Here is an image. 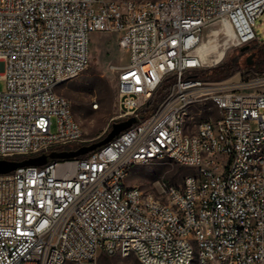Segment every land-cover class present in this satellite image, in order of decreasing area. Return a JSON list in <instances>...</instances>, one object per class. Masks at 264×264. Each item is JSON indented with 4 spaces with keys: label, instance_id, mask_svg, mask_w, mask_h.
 Returning a JSON list of instances; mask_svg holds the SVG:
<instances>
[{
    "label": "built area",
    "instance_id": "1",
    "mask_svg": "<svg viewBox=\"0 0 264 264\" xmlns=\"http://www.w3.org/2000/svg\"><path fill=\"white\" fill-rule=\"evenodd\" d=\"M263 12L264 0H0V159L85 144L58 87L90 64L93 31L118 33L128 50V62L117 66L115 118H137L85 155L0 173V264H91L116 254L124 238H134L130 253L143 264H188L190 256L198 264H264V153L256 175H246L245 164L264 141V73L243 83L193 74L207 64L199 48L208 29L227 23L230 45L249 43ZM188 99L225 111L221 145L211 140L209 119L198 125L205 138L197 129L172 130V114ZM224 152L230 168L220 165ZM166 154L203 170L202 179L162 184L174 208L156 205L125 178L132 161ZM237 167H245L243 177ZM175 203L185 214L175 213Z\"/></svg>",
    "mask_w": 264,
    "mask_h": 264
},
{
    "label": "rangeland",
    "instance_id": "2",
    "mask_svg": "<svg viewBox=\"0 0 264 264\" xmlns=\"http://www.w3.org/2000/svg\"><path fill=\"white\" fill-rule=\"evenodd\" d=\"M254 28L258 36L257 39L242 45H231L226 49L225 57L220 62L210 60L205 66L193 70V74L221 66L223 63H228L231 66L238 65L239 68L228 77H207L203 79L206 81L243 83L263 74L264 61L259 56L257 48L264 43V12L256 19ZM212 29H215V27L208 29L206 41L215 38ZM118 36V33L93 31L90 43V64L80 74L58 87V92L70 100L72 113L83 128L82 143H90L102 138L112 128V123L116 121L115 117L118 114L117 66L126 64L129 58L128 50L120 47ZM226 39L227 36L223 32L217 36L218 42L222 43L221 48L224 47ZM245 46H248V48L242 50ZM216 56V54H213L212 58L214 59ZM249 58L251 63L248 62ZM170 82L171 80L164 83V85L168 83L169 87ZM5 88L6 81L0 79V91H4ZM167 90L168 88L161 91L160 88L151 102V107L161 101ZM253 90L246 88L244 91L250 92ZM95 102L99 103L97 109L93 106ZM215 116L216 110L212 102H200L192 108L185 130L193 132L203 119ZM53 130H56L55 125ZM192 172H194L193 169L172 159H153L134 165L126 176V183L138 186L144 194H153L157 198L167 201L162 184L180 186L185 176ZM98 264L143 263L134 253L127 256L102 253ZM193 264H198L197 259Z\"/></svg>",
    "mask_w": 264,
    "mask_h": 264
},
{
    "label": "bare ground",
    "instance_id": "3",
    "mask_svg": "<svg viewBox=\"0 0 264 264\" xmlns=\"http://www.w3.org/2000/svg\"><path fill=\"white\" fill-rule=\"evenodd\" d=\"M117 1H125V2H133L136 6H144V1L138 2L135 0H117ZM156 0H147V6H155ZM213 35L215 38H212L208 41H205L199 48V51L201 53L202 58L207 63L208 61L212 60L214 62H220L226 54V49L230 47L229 44L230 41L235 37L234 32L230 28V26L227 23H222V26L219 28L213 29ZM223 32L227 39L224 42V47L221 48L222 43L218 42L217 36ZM237 45V44H236ZM213 54H216V58H212ZM78 74H76L77 76ZM203 101H197L195 99H188L181 103L180 105V111L179 114H172L171 118V128L172 130H180V134H187L190 132H187L185 130L186 122L190 115V112L192 108L198 103ZM213 104V101H210ZM94 108H99V103L95 102L93 104ZM216 110V116L215 117H208L205 119H209V125H210V134H211V140H213L214 145H221L222 142V127L225 126V111L221 109H217V107H214ZM71 115H73L71 110ZM75 118V117H74ZM75 128L76 130H81V135H84L83 128L79 121L75 118ZM197 135L198 138H205V128H197ZM264 153V141H262L260 144H257L255 148L249 150L247 154L245 155V164L246 166V175H256L258 173V159L262 158V154ZM169 158L179 163V158L175 154H166L162 157V155H152L148 161L153 159H164ZM147 162L146 160H134L132 161L128 167H126L125 170V178L128 174V172L131 170V168L134 165L141 164ZM230 162H231V152H224L223 158H220V165H222L223 168H230ZM194 172L188 174L185 176V179L188 180H197L203 178V170H195ZM245 175V167H237L236 169V177H243ZM132 187H138L135 185H132ZM168 188H175L174 185H168ZM141 193L144 194L143 190L141 189ZM167 201H163L159 198H157L155 195L151 194V201L156 203V205H160L162 207L166 208H174V201L172 199H169L168 196H166ZM175 213L177 214H185V206L183 203H175ZM246 229H253V222H246ZM134 245V238H124L123 242L120 246L119 250H116V254L112 255H122L127 256L130 253V247ZM60 252H62V245H55V247H52V255H59ZM197 259V256H190L188 260V264H193V262ZM198 261V259H197ZM67 263L71 264H80V260H67ZM55 264H63V263H55ZM91 264H98V262H91Z\"/></svg>",
    "mask_w": 264,
    "mask_h": 264
},
{
    "label": "water",
    "instance_id": "4",
    "mask_svg": "<svg viewBox=\"0 0 264 264\" xmlns=\"http://www.w3.org/2000/svg\"><path fill=\"white\" fill-rule=\"evenodd\" d=\"M247 48L248 46H245L242 48V50H245ZM248 62L251 63L250 58ZM136 121L137 118L135 116H131L125 120L114 121L112 123V128L102 138L92 141L90 143H85L83 145L78 146L77 148L53 150L49 154L44 153L38 156H32L22 160L1 158L0 173H8L22 166L44 165L48 162L49 159H68V158H74L81 155H85L110 142L114 137L119 135L122 131L131 127L132 124Z\"/></svg>",
    "mask_w": 264,
    "mask_h": 264
},
{
    "label": "trees",
    "instance_id": "5",
    "mask_svg": "<svg viewBox=\"0 0 264 264\" xmlns=\"http://www.w3.org/2000/svg\"><path fill=\"white\" fill-rule=\"evenodd\" d=\"M257 49H258L257 51H258L259 56L264 61V43L262 45H260ZM238 68H239L238 65L231 66L228 63H223L221 66L211 68V69H207L201 73H195L194 75H196L199 78H207V77L223 78V77H228L232 72L236 71ZM167 82H169V81H167ZM166 88H168V83L161 87V91L165 90ZM148 112L149 111L144 112V114L146 115V114H148ZM78 146H79L78 144L77 145L72 144V145L67 146V148L73 149V148H77Z\"/></svg>",
    "mask_w": 264,
    "mask_h": 264
}]
</instances>
